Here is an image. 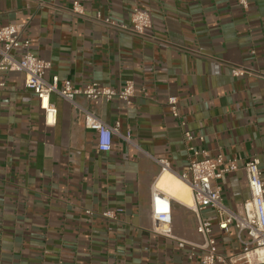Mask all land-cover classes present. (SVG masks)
Segmentation results:
<instances>
[{"label":"crops","instance_id":"1","mask_svg":"<svg viewBox=\"0 0 264 264\" xmlns=\"http://www.w3.org/2000/svg\"><path fill=\"white\" fill-rule=\"evenodd\" d=\"M72 4L0 0V29L21 28L29 51L51 63L47 80L115 90L130 81L135 96L131 105L76 97L107 125L119 124L104 153L71 103L53 94L57 123L47 126L24 75L0 72V264H200L203 239L181 178L190 149L240 166L258 158L264 182V0H249L247 10L238 0H85L82 16ZM135 8L151 15L145 37L104 22L129 25ZM233 67L246 75L233 77ZM217 184L225 206L242 214L250 198L245 170ZM156 188L171 198L169 234L154 230ZM108 211L120 212L111 220ZM201 217L212 224L219 255L240 254L234 226L224 234L213 211Z\"/></svg>","mask_w":264,"mask_h":264},{"label":"built area","instance_id":"2","mask_svg":"<svg viewBox=\"0 0 264 264\" xmlns=\"http://www.w3.org/2000/svg\"><path fill=\"white\" fill-rule=\"evenodd\" d=\"M54 2L55 0H51ZM85 0H73L72 12L79 16L84 14L83 4ZM239 5L247 10L249 0H238ZM101 19L100 14L96 17ZM104 22L121 31H126L134 35L145 37L152 27L151 15L148 11L138 8L133 10L129 25L117 26L109 20ZM21 28L10 25L0 29V72L20 73L24 75V86L32 91L40 102V107L45 113V123L47 126H54L57 123V108L51 101V96L56 94L71 103L76 112L81 114L84 127L87 130L96 132L97 148L99 152L108 153L111 151L113 137L119 132V124L109 126L92 110H86L75 103L78 96H83L94 105L101 101H111L114 98L124 101L127 105L132 104L135 96V85L127 82L121 90L109 87H101L98 84H90L84 87H76L69 80L60 81L58 76L46 79V73L51 69V63L37 58L29 51L30 42L22 40ZM14 52H18L14 55ZM246 70L231 69V75L241 78L246 75ZM4 83L0 82V88ZM167 105L174 118L179 119V101L177 97L170 96ZM183 126L185 124L183 123ZM184 138L187 142H192L195 138L189 131H184ZM203 140V138H201ZM193 159L190 161L186 172L181 176L182 180L188 184L192 193V204L189 209L196 215L197 232L203 239L200 246L204 252L200 264H264V256L251 259L250 255L254 251H261L264 254V182L260 160L252 158L240 166V160H226L223 156L210 157L205 151L195 148L190 149ZM162 170L169 168L165 160H161ZM245 170L250 198L243 205L242 214H234L224 204L221 187L218 181L230 173L240 169ZM205 210H211L218 219V228L222 233H228L231 226H234L239 240L242 244L240 254L225 258L217 252V242L212 238V224L202 219L201 214ZM120 211H108L103 214L107 219H116ZM151 217L154 223L155 232L169 234L167 230L171 225V198L158 188L151 197ZM246 237L247 239H245Z\"/></svg>","mask_w":264,"mask_h":264},{"label":"bare ground","instance_id":"3","mask_svg":"<svg viewBox=\"0 0 264 264\" xmlns=\"http://www.w3.org/2000/svg\"><path fill=\"white\" fill-rule=\"evenodd\" d=\"M191 204H192V201L189 200L187 205H191ZM261 256H264V254L261 251H254V252L251 253L250 258L251 259H256V258H259Z\"/></svg>","mask_w":264,"mask_h":264}]
</instances>
